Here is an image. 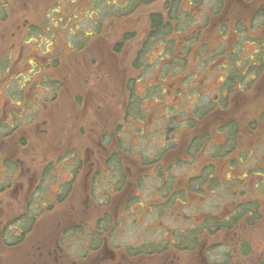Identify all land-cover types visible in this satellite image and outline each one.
Segmentation results:
<instances>
[{
  "label": "flooded vegetation",
  "instance_id": "flooded-vegetation-1",
  "mask_svg": "<svg viewBox=\"0 0 264 264\" xmlns=\"http://www.w3.org/2000/svg\"><path fill=\"white\" fill-rule=\"evenodd\" d=\"M80 2L79 8L84 9L86 7L85 10H81L88 13L87 18L91 24L90 30L78 32L77 23H72L67 33L69 41L63 40L59 44L57 39L59 38V28L64 27L69 22V20L64 18H69V13L74 11H70L69 8L73 7L75 0H50L47 8L43 11L45 14L37 21L41 22L45 17V22L55 27L51 29L52 33L47 27L42 30L41 35L36 34L37 31H35L28 36H22V42L19 43V46L23 47L24 44H28L30 41L36 42L37 45L31 53L17 54L14 68L12 67L10 54L2 59L5 62L0 67V85L5 86L6 90L9 86L16 89L8 96H4V98L2 96L0 99V250L8 251L10 249L14 250L12 248H20L19 264H140L130 257L131 253H136V255L145 256L146 258L157 256L159 260L154 264H177V249L179 251H194L199 243V251L195 254L199 264H234L238 259L249 258L251 253L245 256V254H242L239 245V241L243 239L241 238L240 230L245 227L244 224L237 225L238 233L235 234L236 229H223L215 232L213 228L209 230L208 224L204 223L207 216L220 219L229 214L231 211L230 205L217 212L212 209L203 211L198 206H195V209H197L195 210L197 213L194 219L196 226L192 229L197 232L195 235L197 238L193 239L190 235V243L193 247L186 245L185 243L188 240L186 241L184 238H179L177 241L179 232H175L173 238H171V231L167 229V232L165 231L163 234L167 235V240L166 237H163L164 239L160 241L148 242L145 240L140 245H132L135 246L133 248L132 246L131 248L128 247L125 251L123 248L126 247L111 244V235H107L102 230L93 228L87 232L83 223L79 224V231L72 229L73 226H67L66 222L71 217H74L75 214L72 213V208L65 210V207L69 201L74 200L76 189L82 190V196L78 198V202L81 204L87 202L98 206L111 204L116 194L118 195L120 191L123 192L126 184L130 185L129 182L123 183V179L118 178L119 176L121 177L120 174L123 170L130 173L135 172V174L145 170V173L137 177L139 185H142V181L147 178L150 180L149 182L155 189L157 196L164 200H175L177 202V188H184L185 184L187 186L190 185L186 180V176L189 175H185L178 180L177 174L172 176L173 179L167 177V171L177 172V120L171 122L169 119V123L162 122L163 127L160 133L169 132L165 140L166 143L163 142L158 145V141L155 149L147 152L146 155H141L130 147L131 145L127 148L113 145V143L117 144V120L114 125L115 129L99 132L96 124L98 119H100L98 111L102 109L100 101H96L97 103L93 106L91 117H89L87 112L90 107V101H84L77 96L73 98V101L78 108L80 129L81 132L89 130V135H94L93 144L79 147L67 146L61 150H54L52 144L48 147L49 141L47 139H38L37 133L43 130L39 127V123H42L43 119L40 117L38 109L43 105L49 108L55 101L54 99H56L57 90L65 88L70 91L72 88L69 84H67V87L65 85V81L68 79L66 75H63L64 79H62L63 76L61 74L57 77L56 73L60 65L58 64L55 67L54 60H58L60 63L62 57L75 55L77 57L76 60L80 62L81 56L83 55L84 57L86 55L87 50L94 41H99L100 43V41H105V39L109 38V35H112L109 38L111 40L112 48L110 51L112 53L121 51L127 42L131 41L133 44V40L135 41V49L130 62L134 59L148 60L150 54L149 41H159L156 45V48L160 47V51L157 54L158 62L156 63L154 58V61L148 62L147 65L151 66L155 62L154 65L159 68V71L153 70L156 72L157 78L165 73V78L173 73V76L177 77V72L183 75L185 71L177 69V59L186 51L187 46H184L185 41L181 40L182 36L177 32V29H180L183 23L180 14L184 13L186 30L193 28V33L196 29L203 28L217 31L216 35L218 38L215 40H217L218 44L211 48L207 54H213L215 51L217 55L222 54V59H225L224 61L227 62V65L224 63L221 68H217L218 70L216 71L221 72L222 79L220 82L223 85L220 86L219 93L215 95L212 106L205 108L210 109V113H214L215 116L209 115L207 116L209 120L202 122L203 119L198 115L200 114L198 110L193 122L189 124L181 123L180 125L192 130L193 133L189 137L190 141L193 134L201 135L205 133L210 135L211 140L213 138L212 132L218 130L223 133L220 135L225 137L224 140L221 139L224 142L223 145H225V142L228 143V140L233 145L239 144V141L242 140L241 134L245 132L235 134L230 138L229 132L233 130V126L229 125L231 119L227 120L226 116H224L226 112L218 113L216 109L226 108L231 103H239L233 95L234 93L245 92L246 86L243 76L245 71L250 74L255 82L256 78L261 75L260 67L259 69L257 68L258 64L264 59V42L257 31L261 29L262 25L264 26V9L260 8L262 5L252 6L247 4V2H251L246 0H188L186 8L181 5L183 0H80ZM235 2L237 6L231 4H235ZM254 3H257V0ZM182 6L183 10L181 11ZM232 6L237 11H234ZM4 7L7 8L6 4H4ZM23 18L26 21L29 20L26 16H23ZM121 26H132L134 29L119 28ZM134 26L142 27V29L138 30ZM31 27L40 29L39 25H31ZM160 27L169 29L168 32L163 34V41L155 39V35H151L152 29ZM101 28L104 32L108 31L109 35H103L104 32H99ZM54 29H57L58 34L55 33ZM244 31L248 36L245 37L246 41L240 44V38ZM72 33L82 34L83 36H77V38L71 40L70 34ZM42 34H50V38H43ZM192 39L197 42L196 38ZM170 44H172V48H170ZM192 44L190 47H192ZM49 45L52 46L51 49L48 48ZM145 45L146 48H144ZM221 46L227 48L219 51L217 48ZM22 47H20V50H22ZM37 47L42 49L43 53H38ZM78 48H81V50H77ZM190 51L186 53V56H189ZM117 55L115 54V56ZM113 60V70L117 72L119 68L118 58H113ZM232 60H235V66H238L243 61L246 65L245 70H231L228 62ZM26 64L31 66L27 70V79L22 74V71L26 70L24 69ZM130 65L128 62L127 67L132 71ZM167 66H172V70L166 72L164 68ZM88 68L84 70L77 65L73 68L75 75L79 72L82 84L87 86L90 84V79L87 76L94 77L93 84H95L96 77L98 78L101 73L97 61L88 64ZM13 71L16 72V75H12ZM189 73L196 75L197 72L193 69ZM234 75L239 78L236 79L234 77L230 81V78ZM33 81H37V85L46 91L47 95L44 100H39L37 95L33 96L31 94L32 87H35ZM12 84L14 85L12 86ZM125 88L122 85V90ZM9 89L11 88L9 87ZM159 108L160 106L152 107L151 109L157 110ZM205 109H202V111ZM152 114H155V112H151ZM165 115L166 113L164 117L160 115L156 119L168 121V117ZM88 118H90V121L85 122ZM211 121L214 127L212 131L206 127L210 125ZM102 135H105V137L103 138ZM217 137L219 138V136H215L214 139ZM217 144L219 143L214 145ZM236 150L237 148H224V153L231 151L238 154L239 149ZM194 151L195 155L193 157L189 153H185L189 159L184 161L194 164L191 170L196 168L190 175H198L199 173L197 163L200 154H207L208 163L204 164L210 165L208 166L209 174L205 177H198L200 180L198 179L197 182H194V186L197 189L199 186L201 188L202 183L207 187H211L213 182H220L214 177V173H217L221 168H223V171L225 168L233 170L228 161L220 165L214 164L212 154L205 153L206 149H194ZM194 151H192L193 154ZM212 152L221 153V150L214 149ZM240 157L242 156L239 154V158L236 159L237 163L234 166L241 162L244 163L246 160H241ZM257 165L260 164L258 163ZM118 171L119 176L117 177ZM251 173L260 175L255 171H251ZM249 174L246 171L236 177L234 175L230 176L229 173L225 174V179L227 180L225 185L234 187L238 184L245 189L247 183L244 175ZM106 177L108 179L110 177L113 178V181L110 182V185H112L103 189L102 193L97 192L96 189L99 186L98 178L104 179ZM165 189L168 190L165 191ZM235 193L237 194V192ZM238 195L237 198L233 194L232 196L230 195V198L226 199V202L222 201V204L232 203V206H234L236 201L232 198L244 201L245 198H242L240 193ZM156 200L158 201L159 198ZM153 202L150 201L149 204H157ZM183 202L181 201L180 204L183 205ZM14 205L18 207H10ZM108 213L107 210L100 211L98 219H103ZM54 218L56 223L47 225L46 222L50 219L54 220ZM61 221H65L66 225H60ZM186 230H181L180 235L182 233L185 234ZM91 231L96 233L92 235L90 234ZM221 231L228 234L231 233L228 238L223 237L224 241L226 239L227 242L212 239L216 233ZM75 241L78 244L76 247H72ZM182 244L185 245L184 248L177 247L182 246ZM225 245H227V248H224ZM140 246L142 247L138 248ZM222 247L225 249L220 254L222 260L221 258H219L220 261L208 260L211 254H216ZM119 248L122 250L117 252ZM169 251L174 252V254H172L173 258L167 261L165 255ZM263 255L264 251L258 255L252 264H258Z\"/></svg>",
  "mask_w": 264,
  "mask_h": 264
},
{
  "label": "rangeland",
  "instance_id": "rangeland-1",
  "mask_svg": "<svg viewBox=\"0 0 264 264\" xmlns=\"http://www.w3.org/2000/svg\"><path fill=\"white\" fill-rule=\"evenodd\" d=\"M49 1L50 0H0V5L1 3H4L7 7L5 8V11H0V63L3 62L2 59L5 58L6 55L10 54L12 57V67L14 68L17 54L31 53V51L36 48L37 43L34 41L24 44L23 47L19 46V43L22 42V36L30 35L31 32L28 33V30L31 25H39L41 30H45L48 27L52 33L51 29L55 27H52L49 23L45 22V17L41 22L37 21L45 14L43 11L47 8ZM187 1L188 0H183V3H181L185 8L188 4ZM246 1H250L251 3L247 2V4L252 6H258L260 4L264 5V0H257V3H254L255 0ZM80 3V0H75L73 7L69 8L70 11H74L69 13V18H64L65 20H69V22L65 24L64 27L59 28V38H57L59 44H61L63 40L69 41L67 33L68 28H71L72 23H77L79 27L78 32L91 29V24L87 18L88 13L83 11L86 7H84V9L79 8L78 5ZM231 4L237 6L236 2L235 4ZM180 10H183V6ZM233 10L237 11L234 7ZM85 15L86 17L84 18ZM180 15L182 16L181 20L183 23L179 29V33L181 36H184L183 39L186 45L193 43L192 47H190L192 49L189 56H186L185 60L180 63L181 71H185L183 75L177 72V77L173 76V73L165 78V73L157 78L156 72L153 70L156 69L159 71V68L154 65L155 62H158L157 54L160 51V47L156 48V45L159 41H150V54L148 60L142 61L141 68L133 70V72L128 69L127 64L129 62L130 65L131 58L133 57L135 49L134 40L133 44L131 41L127 42L122 50L117 53H112V51H110L112 45L110 44L111 40L109 38H111L112 35H109V38L105 39V41H100V43L99 41H94L95 43H92L87 50L86 55L84 57L83 55L81 56L80 62L76 60L77 57L75 55H68L67 57L61 58L59 63L60 66L56 73L57 77L59 74L62 76L66 75L68 79L65 81V85L67 87V84H69L72 88L70 91H67L65 88L57 90L58 92L56 93V99H54L55 101L53 104H51L49 108H46V106L43 105L38 109L40 117L43 119V122L39 123V127L43 130L37 133L38 139H47L49 141L48 147L52 144L54 150H61L67 146L79 147L81 145L93 144L92 139L94 135L90 136L89 130H85V134L84 132H81L80 124L78 122V108L77 105L74 104L73 98L78 96L84 101H90V107L87 112L89 117H91L94 109L93 106L97 103L96 101L101 102L102 109L98 111L100 119H98L96 124L99 132L115 129V121H118L121 117V107L128 100L129 112L133 113L135 116L127 126L124 125L116 131L118 135L117 144L113 143V145L115 147L120 145L121 148H127L131 145L130 147L136 152L141 155H146L147 152L156 148L158 141V145H160L165 142L169 135V132L167 131L165 134L160 133L163 127L162 122L169 123V119L171 122L177 120V172L167 171V177L170 179L177 174L178 180L195 170L196 168L191 170L194 166L193 163L192 165L189 162L184 161L189 159L186 157L185 153L191 144L189 137L193 132L180 124H189L190 122H193L198 110L200 113L198 115L200 116L202 109L212 106V101L215 100V95L219 93L220 86L223 85L220 82L222 79L221 72L216 70H218L217 68H221V65L224 63L227 65V62L224 61L225 59H222V54L215 56L217 53H204V51L209 52L211 48L218 44L217 40H215L218 38L216 35L217 31L203 28L196 29L193 33V28L186 30V24L184 23L186 18L185 14L182 13ZM23 16L28 17L29 20L26 21ZM66 16H68V14H66ZM119 28L132 29L133 27L121 26ZM135 28L138 30L142 29V27ZM257 33L261 35V39L264 42V26H262ZM49 36L50 34H42L43 38H50ZM245 37L244 33L240 38V44H243L246 41ZM192 38H196L197 42L193 41ZM70 39L73 40L71 35ZM169 46L172 48V44ZM20 47H22V50H20ZM51 47V45L48 46L49 49H51ZM223 48L226 49L227 47L221 46L217 49L222 51ZM37 52L43 53V50L37 47ZM115 54L118 55L115 56ZM113 58H118L119 68L117 72L113 70ZM153 59L156 61L151 66H148L147 63L154 61ZM203 59H205V61ZM95 61L99 63V69L101 72L99 77H96L95 82L98 84H93L94 77L87 76V78L90 79V84L88 86L83 85L81 74L78 72L75 75L73 68L77 65L78 67L80 66L81 69L87 70L89 69L88 64L95 63ZM228 63L231 70H245L246 68L243 61L240 62L238 66L234 65L235 60L229 61ZM30 67L29 64L24 65V69L26 70H23L22 74H24L26 79L28 78L27 70ZM259 67L261 75L256 78V82L255 80L253 81L252 78L250 80L246 71L243 73L246 80V90L244 93L239 92L241 94L234 93L233 95L235 100L239 101L238 104L231 103L226 108L216 109L218 113L226 112L224 113V116H226L225 118L227 120L237 118L239 121H242L241 132L239 134L245 132L246 135L245 133L241 134L242 140L239 141L238 144V146L240 145L239 150H245V148L251 149L248 151L247 155H249V157L244 163L241 162L237 166L232 165L233 170L225 168L223 171V168H221L217 173H214V177H216L217 180H220V182L215 181L217 184H214L213 187H207L202 183V190L200 186L198 187V190L194 184L191 185V187L190 185L187 186L185 184L184 188H177V202H175V200H164L157 196L155 189L147 178L142 181V185H139L137 177L145 173V170L143 172H137L136 174L135 172L130 173L123 170L120 174L121 177L119 176L118 171L116 174L117 177L119 176L118 178H122L123 183L129 182L130 185L126 184L124 191H120L118 195L116 194L111 204H106L105 206H98L91 204L90 202L81 204L78 202V198L82 196V190L80 191L79 189H76L74 200L69 201L68 205L65 207V210H69V208H72L73 210L77 209L75 211L72 210V213L75 215L68 219V222H66L68 224L67 226H73L72 229L79 231V224L83 223L86 226L87 232L93 228L102 230L106 232L107 235H111V244H114V246H124L126 248L123 249L126 251L128 247L131 248L132 245H140V243L145 240L148 242L160 241L164 239L163 237H166L167 240V235H163L165 231L167 232V229L171 231V238H173L175 232H179L177 241L179 238L182 239L185 235H189L190 229L195 228L196 226L194 219L196 218L197 211L195 210L197 209H195V206H198L201 208L200 210L203 211L212 209L216 210V212L225 208L227 205H230L231 207L233 205L232 203L222 204V201L226 202V199L230 198V195H232L229 190L230 187L225 185V183H227L225 174L229 173L230 176L234 175L236 177L258 163L260 164L259 166L264 167V120L260 117V107L264 104V59L258 64L257 69H259ZM172 68V66H167L164 70L167 72L171 71ZM193 69L196 70V75H194V73H189V71ZM12 75H16V72L13 71ZM127 76L128 78L135 76L137 79L131 84L133 89V96L130 98L131 103L129 102V99L123 95L122 90V85ZM234 77L238 78V76L234 75L230 78V81H232ZM62 79H64V76ZM248 82L250 83L246 85ZM13 85L14 84H12V86ZM33 85L35 87H32L31 94L33 96L37 95L39 100H44L47 95L46 91L37 85V81H33ZM251 85H253L252 89H250ZM9 87L11 89H9ZM9 87L6 90L5 86L0 85V99L2 96L3 98L4 96H8V94H11V92L16 89L11 86ZM159 106L160 108L157 110L151 109L152 107ZM151 112H155V114L151 115ZM165 113V116L168 117V121H160L161 119H156L160 115L161 117H164ZM250 119L254 120L253 129L249 128L248 120ZM205 120L208 121L209 118H203L202 122H205ZM89 121L90 118L85 120V122ZM206 127L212 131V129H214L212 121L210 125H207ZM212 134L213 138L204 145V148H206L205 153H212V150H214L215 147H221L224 144L222 140H224L225 137L220 135L223 134L222 132L215 130ZM215 136H219V138L217 137L214 139ZM216 143L219 144L214 145ZM227 144L228 143L225 142L224 147H227ZM110 146H108V148H110ZM233 156L239 158L237 152H235ZM207 158V154H200L197 163L198 169L204 163H208ZM255 172L260 175L252 173L244 175L246 176L247 184L246 186L243 185L246 189L243 194L247 199L255 198L259 200V203L261 204V214L259 212L258 219L254 225L250 226V228H241V238L249 241L252 252L249 258L238 259L234 264H252L258 255L264 251V199L259 197V193L255 192L252 188L257 181L264 180L262 175L264 172ZM111 181H113L112 177L109 179L107 177L104 179L98 178L99 186L96 191L102 193V190L106 189ZM231 188H236V191H239L240 188H242V185L239 186L237 184V186ZM167 190L168 189H165V191ZM157 198H159L158 201L156 200ZM150 201H154L153 203L157 204L150 205ZM181 201H184L183 205L180 204ZM10 207L17 208L18 206L14 205ZM102 210H107L109 213L103 219H98L100 216L99 213ZM46 223L47 225L49 223H56V220L55 218L54 220L50 219ZM62 224L66 225L65 221H61L60 225ZM180 229L184 231L186 229L188 230H186L185 234L182 233V235H180ZM93 233L91 231L90 234L93 235ZM237 233L238 230L236 227L235 234ZM230 235L231 233L228 234L221 231L216 233L212 239L223 242V237L228 238ZM224 242H227L226 239ZM77 244L78 242L75 241L72 247H76ZM133 247L135 246H132V248ZM141 247L142 246L138 248ZM199 247L200 244L198 243L197 248L194 251H179L177 249V264H199L195 255L198 253ZM224 248H227V245H225ZM224 248L222 247L216 254H211L210 257H208V260L220 261L219 258L222 260L220 254L225 251ZM12 249L14 250H0V264H19L18 256L20 248H18L19 250L15 248ZM121 250L122 249L119 248L117 249V252ZM172 254H174V252L169 251V253L165 255L167 261L173 258ZM130 257H132L133 260L138 261L140 264H145L144 262L154 264L159 260L157 256L146 258L145 256L136 255V253H131Z\"/></svg>",
  "mask_w": 264,
  "mask_h": 264
},
{
  "label": "trees",
  "instance_id": "trees-1",
  "mask_svg": "<svg viewBox=\"0 0 264 264\" xmlns=\"http://www.w3.org/2000/svg\"><path fill=\"white\" fill-rule=\"evenodd\" d=\"M260 8L262 10L264 9L263 8V4H262V7H260ZM0 11H5L4 3H1ZM54 30L56 31L55 33L58 34L57 29H54ZM28 31H29L28 33H30V32L32 33V32L37 31L36 34H39V35H41V32H42V30L38 29L37 27H29ZM168 31H169L168 28H163V27L155 28V29L151 30V35H153V36L155 35V39H160V41H163V34L165 32H168ZM99 32H104V30L101 28V29H99ZM177 32H180V30L177 29ZM244 33H245V36L247 37L248 35L246 34L245 31L242 32V35ZM70 35L72 36V38H77V36L78 37L83 36L82 34H76V33H72ZM103 35H109V32L105 31L103 33ZM183 37L184 36L182 35L181 40L183 39ZM36 38H38V37H36ZM150 41H153V40H150ZM150 41H149V44H150ZM193 41H195V40H193ZM180 46H181V44H180ZM184 46H187L186 51H184L181 54V57H179L177 59V68H179V69H180V66H181L180 63L185 60L186 53L189 52L190 49H191L190 48L191 44L186 45L184 43ZM182 47H183V45H182ZM144 48H146V45L144 46ZM77 50L80 51L81 48H78ZM204 53H207V52L204 51ZM204 53H203V55H204ZM215 53H217V52L215 51L213 54H215ZM216 55L217 54H215V56ZM203 60L205 61V59H203ZM142 61H144V60L143 59L142 60L141 59H134L132 62H130L131 63L130 66H131L132 72H133V70H136V69L138 70L139 68H141ZM262 61H263V59H262ZM4 62L5 61L3 60V62L0 63V67L2 66V64ZM58 64H59V61L58 60H54V66L56 67ZM248 75H249L250 80H251L252 77L250 76V74H248ZM240 79L244 80L243 78H240ZM136 80L137 79L135 78V76H131L129 78L127 76L125 78V80H124V83H123V85L126 87L125 89H123V95H125V97H127L129 99L130 103H131L130 98L133 96V89L131 87V84L134 81H136ZM244 81L246 83V80H244ZM249 83L250 82H248L246 85H248ZM252 88H253V85H251L250 89H252ZM209 110L210 109H205V110L202 111V114L200 115L201 119H203V118H205V117H207L209 115L215 116V114L214 113L211 114ZM260 114H261L260 117L262 118V120H264V104L261 105V107H260ZM120 116L121 117H120V119L118 120V122L116 124L117 125V130H119L124 125H128L131 122L130 120H132V118H134V116H135L133 113L129 112L128 100L124 103V105H122L121 111H120ZM253 122H254L253 119L248 120L250 129H253ZM241 123H242V121H239L237 118H235V119L231 118V120L229 121V125L233 126V130H231L229 132L230 138H232L235 134H239L241 132ZM117 136L118 135H116V139H117ZM102 137L104 138L105 135H102ZM209 140H210V135L208 133L201 134V135L193 134L192 140H191V144L187 148L188 150H186V153H189L193 157L195 155L194 149L195 150L196 149H206V148H204V145ZM228 143H229V145L227 144L226 145L227 147H224V145L221 146V147H215V149L221 150V153L220 152L219 153H213V152L211 153L212 157H213V163L214 164H219L220 165L223 162L228 161L229 164L232 166V165L237 163V161H236L237 158L233 156L235 153H233L231 151H229L227 153H224L225 152L224 148H231V149L232 148H237V150H238L240 145L238 146V143L233 145V144H231V142L229 140H228ZM119 147H121V146L119 145ZM250 150H251L250 148H245V150H239L238 156H239V154L242 155V157H240L241 160L247 159V157L249 156V155H247V153ZM192 151H194V154L192 153ZM208 166H210V165H208ZM208 166L205 165V164L201 165V167L198 169V171H199L198 175H190L189 174V176H186V180L188 181V183H190V187H191V185L194 184V182H197V180L199 179L198 177H201V176L205 177V176H207L209 174ZM254 167H257V168H254ZM254 167H253L254 169L253 168H248L246 173L249 174V173H251V171H262V172H264V167L259 166V165L254 166ZM262 175L264 177V174H262ZM213 179H215V178H213ZM214 184H217V183L213 182L211 187H213ZM229 190L231 191L233 196L236 197V198H237V196H239L238 195L239 193H240V196H242V198L246 197L243 194L246 191V189L241 188L239 191H236V189H233V188L230 187ZM253 190H255V192H258L259 193V197L264 199V180H261V181L257 182L255 184V186L253 187ZM235 192H237V194ZM232 199H234L236 201V204L234 206H231V211H230L229 214H226L224 217H221L220 219L215 218V217H210V216L206 217L205 216L207 219L204 221V223L208 224L209 230L211 228H213L214 231L216 232L218 230H223V229L234 230V229H236L238 224H244L245 227H249V228H250V226L254 225V223L256 222V220L259 217L258 214L260 212V207H261V204L259 203V200L255 199V198H252V199L245 198L244 201L243 200L239 201V200H237L235 198H232ZM232 199H230V200H232ZM206 221H208V222H206ZM196 234H197V232L191 228L189 235H186L184 237V239L186 241L188 240L185 244L190 246V247H193V245L190 243V235L192 236L193 239H196L197 238L195 236ZM239 245L241 247L240 250L242 251V254H245V256L250 255L252 248H251V244L249 243V241H247L246 239H242V240L239 241ZM184 246L185 245L182 244V246H177V247L184 248ZM258 264H264V255L260 258V260L258 261Z\"/></svg>",
  "mask_w": 264,
  "mask_h": 264
}]
</instances>
